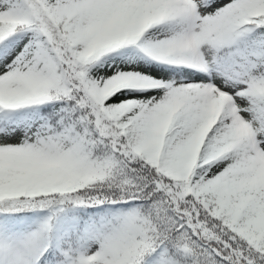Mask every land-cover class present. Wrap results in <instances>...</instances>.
<instances>
[{"label": "snow or ice", "instance_id": "1", "mask_svg": "<svg viewBox=\"0 0 264 264\" xmlns=\"http://www.w3.org/2000/svg\"><path fill=\"white\" fill-rule=\"evenodd\" d=\"M0 264H264V0H0Z\"/></svg>", "mask_w": 264, "mask_h": 264}]
</instances>
